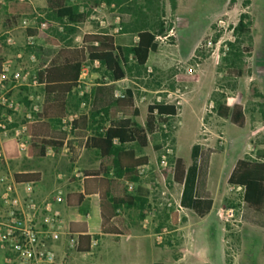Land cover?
I'll return each mask as SVG.
<instances>
[{"label": "rangeland", "instance_id": "obj_1", "mask_svg": "<svg viewBox=\"0 0 264 264\" xmlns=\"http://www.w3.org/2000/svg\"><path fill=\"white\" fill-rule=\"evenodd\" d=\"M85 1L88 4L78 5V0L69 4L94 15L98 24H79L77 32L63 41L58 37L61 26L44 3L18 18L12 6L20 0H0V78L4 84L0 95L8 92L0 106V150L5 142L13 141L19 153L18 159L0 158V220L11 213L20 217L13 178L18 172L39 171L49 178L61 173L58 195L61 190L79 188L80 177H75L61 155L29 159L31 140L26 128H32L36 139L81 143L98 125L83 132L74 130L72 122L101 111L129 89L140 110L133 120L142 127L148 105L178 107L176 117L159 123L156 132L148 135L146 148L129 146L149 159L139 171L138 182H125L112 172L104 177L112 181V197L130 194L145 201L116 211L113 222L124 235L101 236L102 243L98 241L90 255L62 257L61 238L49 241L56 264H264V229L244 221L242 190L228 184L238 160L264 161V0H254L247 8L244 0H118L112 5ZM244 13L249 15L246 33L235 30ZM100 21H104L102 27ZM141 30L163 32L157 37L158 51L150 54L145 67H138L129 56L124 65L127 79L112 83L100 63L86 62L78 88L68 97L66 117L58 124L42 117L44 87L33 86L32 80L58 51L51 40L61 46L73 40L80 46L83 35L106 32L119 48L126 49L134 47V37ZM15 73L20 74V83L14 81ZM218 105L240 106L244 126L238 128L219 117ZM96 121H101V128L109 125L101 117ZM18 145L24 147L20 150ZM194 147L198 148L195 196L212 200L211 209L203 205L200 212L181 203L183 186L173 177L177 158L183 159L186 169L193 165ZM97 168L95 164L80 173ZM31 191L22 187L23 194ZM31 204L36 205L23 195V209L32 216L35 212L38 228L57 216L64 230L59 213L45 216L37 206L28 208ZM230 209L234 216L229 219ZM10 249L0 246V264H21Z\"/></svg>", "mask_w": 264, "mask_h": 264}, {"label": "trees", "instance_id": "obj_2", "mask_svg": "<svg viewBox=\"0 0 264 264\" xmlns=\"http://www.w3.org/2000/svg\"><path fill=\"white\" fill-rule=\"evenodd\" d=\"M69 0H47V10L54 21L58 22L62 32L58 37L66 41L68 35L77 32V26L83 23L89 16L87 12H79L78 6L68 4ZM95 2H106L112 5L118 0H94ZM236 0H231L234 3ZM254 0H244V8L250 6ZM17 8L16 5L12 6ZM249 15H240L236 31L246 33L249 26ZM67 33V35L63 34ZM162 30L154 32L141 30L137 34L138 42L131 48H119L115 44L112 36L106 32L88 33L82 36L80 46H76L73 40L65 42L61 46L58 42L51 40L53 47H58L54 57L38 73V79L44 84V104L42 117L51 123H60L67 115L68 97L78 88L82 68L86 62L100 63L106 70L112 81L123 80L127 73L124 65L128 57L132 56L138 67H145L151 53L158 51L157 37L162 34ZM233 47V44H230ZM1 53V49H0ZM178 114V107L175 104L155 103L147 107V117L145 127L138 125L133 119L140 116V110L135 105L132 90L127 89L121 97H117L111 104L102 108L101 111L90 115H82L78 120L72 122L74 130L87 132L94 129L91 135L87 136L86 146L95 149L99 154V168L93 172H87L95 180L111 184V180L104 178L111 172L116 177L125 182H138L139 171L148 165L147 156L138 157L130 145L137 144L141 148L148 146V135H152L157 130L159 123H167V119L174 118ZM217 115L242 128L244 126V116L242 108L235 105L233 108L218 105ZM97 117L106 119L109 125L106 128L99 127L101 121H96ZM104 119H103V118ZM32 128H26V135L31 143L27 149V156L44 158L47 149L57 151L63 146V142L51 138H34ZM4 156L7 159H18L19 153L13 141H7L2 146ZM193 165L185 168L182 158H177L174 168V181L183 186L181 203L189 209L199 211L204 205L207 210L211 209L212 200L199 199L195 196L196 184L198 180V164L196 158L198 148H193ZM102 176V177H101ZM204 176V174H203ZM16 184L36 183L40 179V174L36 172L18 173L13 176ZM230 186L242 190V217L246 223L264 229V161H252L240 159L236 162L229 178ZM204 187V181H203ZM203 189V188H202ZM101 201V232L115 236H123L117 227L113 226L116 211L121 207L133 208L138 203L145 200L136 196L126 194L122 197L100 196ZM108 205V206H106ZM105 212V213H104ZM144 218V215H142ZM262 223H260L259 221ZM91 236L82 234L77 238L76 250L79 253L91 252Z\"/></svg>", "mask_w": 264, "mask_h": 264}, {"label": "crops", "instance_id": "obj_3", "mask_svg": "<svg viewBox=\"0 0 264 264\" xmlns=\"http://www.w3.org/2000/svg\"><path fill=\"white\" fill-rule=\"evenodd\" d=\"M47 7V0H20L15 4L17 6V17L22 18L25 15L26 11H31L34 9L35 5L43 4ZM78 5H86L88 4L85 0H78ZM69 4V1H68ZM70 5V4H69ZM79 12H83L82 9H79ZM95 16L89 15L83 23L80 24H98L94 22ZM104 21H100L99 25L102 27ZM77 28H79L77 26ZM93 32V31H92ZM138 34V33H137ZM137 34L134 37V46H136L138 42ZM123 41H129L128 39H124ZM116 44V43H115ZM117 46V44H116ZM83 72V70H82ZM81 72V73H82ZM81 78V76H80ZM127 78L125 77L123 80L112 83H120L124 82ZM83 142H78L77 140H72L70 142H63V146L54 151L52 149H47L46 156L41 159H45L51 155H61L64 157L67 163L73 168V173L75 177L79 178V188L76 191L72 190H61L59 195L55 193L57 190V186L60 185L58 179H60V174L53 178H49L50 176L40 173L39 171H23L18 173H27V172H36L40 174V179L36 183H28V184H17V199L20 203L19 209L24 210L22 206L23 195L24 198L29 197L35 201V204H31L28 208H32L37 206L39 211L42 212L45 216L50 213H59L60 220L64 226V232L69 233L71 237L78 238L82 234H88L91 236V252L90 253H79L76 248H72L69 246V236L62 235L61 236V244L59 247V252L62 257L70 258L74 254H78L81 256H86L92 254L93 247L98 243H102L101 236L103 235H111V234H103L101 232V201L100 196L104 195L106 197H112L109 192L110 184L106 182H102L99 180H95L92 176L80 173L81 169H88L89 166H95L98 164L99 168V154L95 149L87 148L86 142L87 137L84 138ZM137 155V153H136ZM141 157L140 155H137ZM31 157L29 159H33ZM98 168L96 170H98ZM79 170V171H78ZM94 170V171H96ZM93 172V171H89ZM17 173V174H18ZM102 177V176H101ZM22 187H30L32 190L29 194H23ZM29 195V196H27ZM108 206V205H106ZM24 212H27L24 210ZM105 213V212H104ZM111 220L113 226L117 227V224ZM42 222V221H41ZM43 223V222H42ZM115 236V235H114ZM71 247V248H70Z\"/></svg>", "mask_w": 264, "mask_h": 264}, {"label": "built area", "instance_id": "obj_4", "mask_svg": "<svg viewBox=\"0 0 264 264\" xmlns=\"http://www.w3.org/2000/svg\"><path fill=\"white\" fill-rule=\"evenodd\" d=\"M14 81L16 84L20 83L19 73L14 74ZM32 85L44 87L37 77L33 78ZM3 89V80L0 78V90L3 91ZM6 93L8 92H2L0 95V106L6 102ZM18 147L21 150L24 146L18 145ZM0 158H4L3 148L0 150ZM19 207L20 203L17 199V211L21 212L20 217L11 213L8 219L0 220V246L10 247V251L21 264H56V252L54 248L48 246V242L56 243L62 235L69 236V244L72 248L77 247V239L64 232L57 216L47 219L45 227L38 228L34 223L35 212L32 216L31 212H24ZM233 216L234 211L230 209L227 217L230 219Z\"/></svg>", "mask_w": 264, "mask_h": 264}, {"label": "bare ground", "instance_id": "obj_5", "mask_svg": "<svg viewBox=\"0 0 264 264\" xmlns=\"http://www.w3.org/2000/svg\"><path fill=\"white\" fill-rule=\"evenodd\" d=\"M222 162V161H221ZM219 165V164H218Z\"/></svg>", "mask_w": 264, "mask_h": 264}]
</instances>
